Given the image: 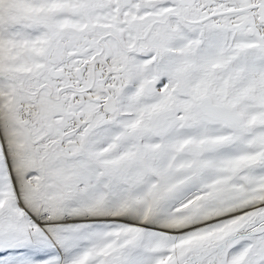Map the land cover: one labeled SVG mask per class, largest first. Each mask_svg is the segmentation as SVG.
<instances>
[{"label": "snow or ice", "instance_id": "snow-or-ice-1", "mask_svg": "<svg viewBox=\"0 0 264 264\" xmlns=\"http://www.w3.org/2000/svg\"><path fill=\"white\" fill-rule=\"evenodd\" d=\"M0 264H264V0H0Z\"/></svg>", "mask_w": 264, "mask_h": 264}]
</instances>
